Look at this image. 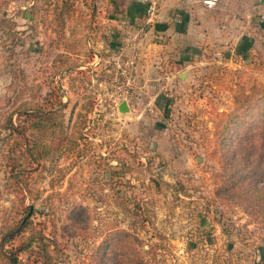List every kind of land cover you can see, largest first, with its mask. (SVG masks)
<instances>
[{
	"label": "rangeland",
	"instance_id": "obj_1",
	"mask_svg": "<svg viewBox=\"0 0 264 264\" xmlns=\"http://www.w3.org/2000/svg\"><path fill=\"white\" fill-rule=\"evenodd\" d=\"M126 3L0 0V264H264L259 28L164 58Z\"/></svg>",
	"mask_w": 264,
	"mask_h": 264
},
{
	"label": "crops",
	"instance_id": "obj_2",
	"mask_svg": "<svg viewBox=\"0 0 264 264\" xmlns=\"http://www.w3.org/2000/svg\"><path fill=\"white\" fill-rule=\"evenodd\" d=\"M149 0H127L125 17L130 24L147 20ZM154 30L163 37V57L180 60L187 48L235 42L240 51L246 28H259L253 37L264 41V0H218L209 8L204 0H162ZM257 36V37H256ZM148 67V66H147ZM146 67V69H147Z\"/></svg>",
	"mask_w": 264,
	"mask_h": 264
},
{
	"label": "trees",
	"instance_id": "obj_3",
	"mask_svg": "<svg viewBox=\"0 0 264 264\" xmlns=\"http://www.w3.org/2000/svg\"><path fill=\"white\" fill-rule=\"evenodd\" d=\"M147 8V7H146ZM147 10V9H146ZM255 128L246 130L239 138V142H238V151L242 152V153H246L247 157H248V162L249 159L252 158V153H255V149L257 147V142L258 140L257 137L264 134V123H262V125L258 128L257 133L254 131ZM256 146V147H255ZM254 150V151H253ZM256 160H262L264 161V153L261 154V156L257 157ZM261 162V161H260ZM263 163V162H262ZM257 193L254 195V197L252 199H254L255 202H258L259 199H261V206H264V187H262L261 189H257L256 191ZM125 235H129V234H125ZM9 237L14 236V232L12 231L10 234H8ZM127 255H123V258L121 260L120 264H129L128 261H126L125 257Z\"/></svg>",
	"mask_w": 264,
	"mask_h": 264
},
{
	"label": "built area",
	"instance_id": "obj_4",
	"mask_svg": "<svg viewBox=\"0 0 264 264\" xmlns=\"http://www.w3.org/2000/svg\"><path fill=\"white\" fill-rule=\"evenodd\" d=\"M162 0H152L149 8L147 9V20L150 22L158 13L160 3ZM205 4L209 7H215L218 0H204Z\"/></svg>",
	"mask_w": 264,
	"mask_h": 264
},
{
	"label": "water",
	"instance_id": "obj_5",
	"mask_svg": "<svg viewBox=\"0 0 264 264\" xmlns=\"http://www.w3.org/2000/svg\"><path fill=\"white\" fill-rule=\"evenodd\" d=\"M120 110H121L122 112H128V111H129V106H128V104H127L126 101H123V102L121 103V105H120Z\"/></svg>",
	"mask_w": 264,
	"mask_h": 264
}]
</instances>
